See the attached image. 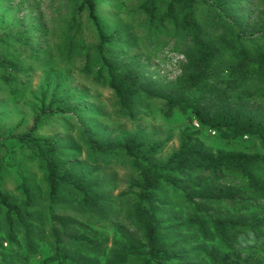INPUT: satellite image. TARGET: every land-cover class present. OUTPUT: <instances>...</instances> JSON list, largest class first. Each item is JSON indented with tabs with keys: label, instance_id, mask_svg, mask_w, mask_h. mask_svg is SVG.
Instances as JSON below:
<instances>
[{
	"label": "trees",
	"instance_id": "trees-1",
	"mask_svg": "<svg viewBox=\"0 0 264 264\" xmlns=\"http://www.w3.org/2000/svg\"><path fill=\"white\" fill-rule=\"evenodd\" d=\"M224 6V0L141 1L144 25L158 36L150 47L170 44L161 39L168 33L184 56L165 93L146 81L139 56L124 59L110 52L127 39L122 29L104 31L97 0L80 1L78 14L86 13L99 35L96 45L82 48L83 72L111 88L131 116L140 101L161 99L167 116L177 111L198 126L186 129L178 149L160 161L165 141L129 136L112 147L84 131L92 150H122L138 174L127 214L130 227L118 228L110 238L57 213L69 204L70 193L83 210L120 219L89 181L90 173L68 160V149L36 134L48 119L71 111L67 103L60 106L61 98L43 100L28 131L0 134L6 150L0 162V264H264V178L253 173L264 167V121L245 108V102L264 97V43L228 21ZM76 16L72 26L78 31ZM0 66L21 70L8 58ZM203 130L225 140L255 138L262 151L211 150ZM27 163H35L41 176L26 172ZM8 170L17 179L16 190L6 187ZM256 198L263 200L259 210L248 204Z\"/></svg>",
	"mask_w": 264,
	"mask_h": 264
},
{
	"label": "rangeland",
	"instance_id": "rangeland-1",
	"mask_svg": "<svg viewBox=\"0 0 264 264\" xmlns=\"http://www.w3.org/2000/svg\"><path fill=\"white\" fill-rule=\"evenodd\" d=\"M80 1L0 0V62L8 58L21 68L14 71L0 66V134L11 130L17 134L28 131L43 100L47 103L53 97L65 100L60 106L67 103L71 111L48 119L36 134L55 138L68 149V160L90 173L89 181L95 182L100 193L110 200L120 219L113 222L83 210L70 193L66 195L69 204L57 213L88 223L102 236L111 238L118 228L130 227L127 214L135 200L132 184L138 174L122 150L116 148L103 153L92 150L84 131L88 130L112 147L119 146L129 136L165 141L157 159L160 161L178 149L186 129L197 126L177 111L167 116L161 99L140 101L131 116L121 110L111 88L96 83L83 72L85 51L82 48L96 45L99 35L87 14H78ZM141 1L97 0V13L105 32L122 29L127 39L113 44L110 52L124 59L139 56L145 64L146 81L168 93L180 74L184 56L175 49L168 33L161 39L170 44L159 50L150 47L158 36L150 35L144 25L145 18L139 11ZM224 1L226 19L256 41L261 38L257 43L263 44L264 0ZM75 14L78 31L72 26ZM245 108L264 121V97L245 102ZM201 138L211 150L262 151L257 139L246 136L225 140L214 131L203 130ZM5 154V147L0 146V162ZM16 154L19 156V151ZM25 168L28 173L37 172L35 163H27ZM37 173L42 174L39 170ZM253 173L258 179L264 178V167H255ZM7 177L6 187L16 190L17 179L9 170ZM248 204L259 210L263 200L250 199Z\"/></svg>",
	"mask_w": 264,
	"mask_h": 264
},
{
	"label": "built area",
	"instance_id": "built-area-1",
	"mask_svg": "<svg viewBox=\"0 0 264 264\" xmlns=\"http://www.w3.org/2000/svg\"><path fill=\"white\" fill-rule=\"evenodd\" d=\"M195 124L198 126V124L195 122Z\"/></svg>",
	"mask_w": 264,
	"mask_h": 264
}]
</instances>
